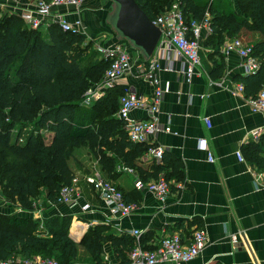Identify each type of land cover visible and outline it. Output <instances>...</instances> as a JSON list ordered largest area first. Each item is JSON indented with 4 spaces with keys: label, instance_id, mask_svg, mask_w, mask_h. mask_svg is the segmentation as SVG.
<instances>
[{
    "label": "crops",
    "instance_id": "1",
    "mask_svg": "<svg viewBox=\"0 0 264 264\" xmlns=\"http://www.w3.org/2000/svg\"><path fill=\"white\" fill-rule=\"evenodd\" d=\"M9 1H12L8 5L13 9L11 12L20 14L33 7L36 0L28 3ZM109 3L110 0H82L78 6L54 7L53 12L64 14L72 22L82 19L83 33L88 40L94 41V47H98L115 43L113 33L104 23ZM233 3L237 7V1L233 0ZM210 35L211 32L203 29L201 64L190 81L182 71L179 57L156 54L155 58L161 64L157 70L160 81L163 85L169 83L160 103V124L170 126L171 131H159L141 144L164 147L162 161L152 157L148 147L137 157L136 166L118 164L115 172L108 174L91 154L95 158L93 167H79L76 173L81 177L83 194L75 204L51 203L57 210L49 214L51 216L46 211L41 216L36 210L24 215L46 222L50 217L63 216L64 211L71 212L75 220L70 235L77 242L95 224L106 225L119 236H133L132 229H141V242L148 249L155 247L165 234L181 232L190 236L196 229L204 228L208 244L196 258L183 264H264V187L256 179L259 174L264 175V170L250 162L245 152L250 142H260L263 138H252L251 131L264 125V112L253 111L248 103L250 94L245 82L239 78L240 74L248 75L244 73L243 58L236 51H223L227 41L241 38L252 44L261 38V34L243 30L240 36L226 37L218 47L205 43ZM220 55L225 62L222 73L216 68ZM131 56L132 69L111 88L151 97L154 87L143 70L147 63L142 64L145 61L135 50H131ZM103 78L92 88L101 89ZM240 83H244V91L238 90ZM111 88L98 90L93 102L104 97ZM131 117L147 119L149 110L133 109ZM206 117L211 119V125ZM238 151L245 160H240ZM209 153L213 155V161L209 159ZM156 163L163 164L158 176L165 177L171 185L165 200L136 186L138 177L155 179L152 172ZM140 170H145V175H141ZM85 174H97L111 180L123 190L128 201L138 204L137 209L129 216L114 218L99 194L86 182ZM233 235L237 236L236 240ZM86 256L92 261L89 254ZM15 258V264H37L35 258L28 262L22 254ZM104 259L110 264L126 263L116 256L110 242L105 245Z\"/></svg>",
    "mask_w": 264,
    "mask_h": 264
},
{
    "label": "trees",
    "instance_id": "2",
    "mask_svg": "<svg viewBox=\"0 0 264 264\" xmlns=\"http://www.w3.org/2000/svg\"><path fill=\"white\" fill-rule=\"evenodd\" d=\"M137 1L155 19L176 0ZM178 1L188 22L209 15L212 31L207 44L218 47L226 37L240 36L243 30L261 34L252 44L263 63L257 72L239 78L250 95L262 89L264 0H236L237 7L233 0ZM109 64L83 32L64 30L58 22L29 27L19 13L0 9V177L2 193L22 208L33 210V201L43 188L46 199L57 202L62 186L76 174L70 160L80 142L108 174L118 164L136 166L139 154L149 147L129 139L124 121L115 115L124 93L121 89H108L90 106L82 103ZM224 65L220 55L219 73ZM245 152L250 162L264 170V136L260 142H250ZM162 168L163 164H154L155 179ZM144 171L140 170L141 175ZM72 218L53 216L42 227L33 217L0 211V260L18 254L26 258L46 255L59 264H70L81 244L95 264H102L110 242L116 256L129 262L135 237L119 236L108 226L95 224L77 242L70 235Z\"/></svg>",
    "mask_w": 264,
    "mask_h": 264
},
{
    "label": "built area",
    "instance_id": "3",
    "mask_svg": "<svg viewBox=\"0 0 264 264\" xmlns=\"http://www.w3.org/2000/svg\"><path fill=\"white\" fill-rule=\"evenodd\" d=\"M81 3L82 0H36L33 7L26 8L20 15L29 27L37 28L47 26L51 22H58L64 30L84 32L82 19L78 18L72 22L64 14H54L53 12L54 7L61 5L78 6ZM153 21L162 28V35L151 59L142 64L147 63L143 70L145 76L153 85L154 92L151 97H143L135 92L122 94L119 98L117 111V116L125 122L129 139L138 143L149 141V138L159 131H171L170 126H161L160 124V103L164 92L169 89V83L163 85L160 81L157 70L161 68V64L155 58L156 54L162 53L163 56L168 58L172 54L179 57L183 64L182 71L185 73L187 80L190 81L196 73V67L201 64L203 29H207L209 32L212 31L209 15L202 21L193 19L188 22L178 0L174 1L169 8ZM253 48V44L245 43L241 38H234L224 44L223 51L226 53L236 51L243 58L244 73L250 74L257 72L263 63L262 59L254 54ZM97 49L103 58L110 61L101 82V89L111 88L132 69L131 49L125 42L99 45ZM244 88V83L238 85V90L244 91ZM98 90L88 89L82 103L86 106L91 105L93 100L97 98ZM248 103L253 111L264 112V87L256 94L249 95ZM136 108L148 109L150 117L140 120L133 119L131 112ZM205 119L211 125V119L209 117ZM251 136L256 140L263 137L264 125L252 129ZM148 152L156 160H163L164 147L161 145L151 144ZM237 154L240 160H245L242 152L238 151ZM209 159L214 160L211 153H209ZM84 177L86 182L99 194L114 218L121 219L129 216L137 209L138 204L128 201L123 190L111 180L97 174H85ZM256 179L259 185L264 187V175L261 173ZM80 182L81 177L75 174L70 183L62 186L56 203L75 204L83 194ZM136 186L139 189H148L154 192L161 200H165L171 192V185L165 177L148 180L138 177ZM131 233L135 237V244L130 251L129 262L114 264H183L196 258L208 244V235L204 228L196 229L190 236H185L181 232L165 234L153 249L143 246L141 242L143 231L141 229H132ZM233 239L236 240L237 236L233 235ZM33 258L36 259L37 264H59L55 257L46 255L26 258V261L31 262ZM16 261L17 259L12 257L8 260H0V264H14ZM102 264L110 263L104 259Z\"/></svg>",
    "mask_w": 264,
    "mask_h": 264
},
{
    "label": "water",
    "instance_id": "4",
    "mask_svg": "<svg viewBox=\"0 0 264 264\" xmlns=\"http://www.w3.org/2000/svg\"><path fill=\"white\" fill-rule=\"evenodd\" d=\"M104 23L113 42H125L148 62L160 40L162 28L143 10L137 0H110Z\"/></svg>",
    "mask_w": 264,
    "mask_h": 264
},
{
    "label": "rangeland",
    "instance_id": "5",
    "mask_svg": "<svg viewBox=\"0 0 264 264\" xmlns=\"http://www.w3.org/2000/svg\"><path fill=\"white\" fill-rule=\"evenodd\" d=\"M12 1L9 0H0V9L5 12V11H9L11 13V11L13 10L11 6H8L9 3H11ZM96 50L98 51L97 47H95ZM132 50V49H131ZM133 51V50H132ZM99 52V51H98ZM46 131V130H45ZM26 134V133H24ZM45 137H48V133L45 132ZM2 155H0L1 158ZM94 157L91 155V152L89 150V148L87 147L86 144L80 142L79 144H77V146H75L74 150H73V156L71 157V165L72 167L75 169V173H77L79 167H93V162H94ZM3 189V183L1 181V177H0V211H6L7 213H10V215L13 214H30L31 211L36 210L39 211L41 213L42 216V212L47 213V215L57 211L54 210L55 208H53L51 202H49L46 199L45 196V189L43 188L40 192V194L34 199L33 201V210H26L24 208H22L20 206V204H18L17 202L11 200L10 198H8L7 196H5L1 191ZM23 211V212H22ZM30 212V213H29ZM45 213V214H46ZM64 215H72V223H71V227L72 224L75 220L74 215L71 212H66L64 211ZM51 216V215H49ZM38 218V217H37ZM36 219V218H33ZM40 222V221H39ZM45 221H42L39 223V225H44ZM77 240V239H76ZM79 242V240H78ZM79 248V255L77 256V258L73 259L71 262H69L70 264H93L94 262L91 261L90 259L87 260V252L85 249L82 248V246L79 244L78 246Z\"/></svg>",
    "mask_w": 264,
    "mask_h": 264
}]
</instances>
